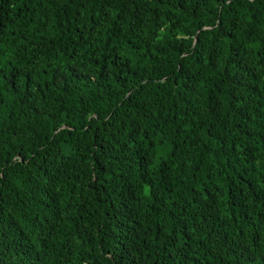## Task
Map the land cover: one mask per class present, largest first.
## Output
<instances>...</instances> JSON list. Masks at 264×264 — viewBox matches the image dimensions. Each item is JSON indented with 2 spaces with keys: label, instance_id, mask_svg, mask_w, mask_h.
Masks as SVG:
<instances>
[{
  "label": "trees",
  "instance_id": "obj_1",
  "mask_svg": "<svg viewBox=\"0 0 264 264\" xmlns=\"http://www.w3.org/2000/svg\"><path fill=\"white\" fill-rule=\"evenodd\" d=\"M0 264H264V0H0Z\"/></svg>",
  "mask_w": 264,
  "mask_h": 264
}]
</instances>
